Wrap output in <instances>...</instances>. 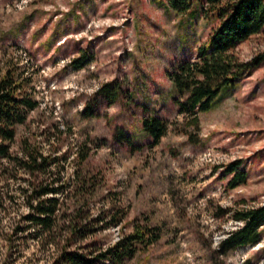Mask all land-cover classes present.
Here are the masks:
<instances>
[{"label":"rangeland","instance_id":"374dc122","mask_svg":"<svg viewBox=\"0 0 264 264\" xmlns=\"http://www.w3.org/2000/svg\"><path fill=\"white\" fill-rule=\"evenodd\" d=\"M217 26L195 7L169 12L164 0H0V71L17 69L39 104L18 127L12 154L24 159L27 147L48 159L46 172L13 163L0 175V264L105 251L135 224L156 228L161 240L125 264H264V227L258 244L220 250L243 226L236 214L264 206V62L222 91L200 131L179 115L167 76L175 62L196 60ZM263 53L264 29L236 50L243 63ZM114 81L123 91L112 105L98 92ZM149 116L168 124L157 146L143 132ZM118 129L136 149L115 139ZM236 161L249 178L230 190L225 170ZM46 187L60 191L39 199ZM47 198L56 213L41 228L31 220Z\"/></svg>","mask_w":264,"mask_h":264},{"label":"trees","instance_id":"16d2710c","mask_svg":"<svg viewBox=\"0 0 264 264\" xmlns=\"http://www.w3.org/2000/svg\"><path fill=\"white\" fill-rule=\"evenodd\" d=\"M164 7L170 12L187 14L192 8L203 17L216 19L218 26L213 29L209 45L199 49L194 61L175 62L167 72L172 82L179 115L184 116L186 126L200 131V116L213 111L214 106L226 88L233 87L237 80L250 76L264 62V53L249 63L240 61L237 48L259 35L264 29V0H164ZM85 58L75 60L72 65L80 69ZM122 84L118 81L104 85L98 92L109 104H116L122 95ZM87 107L83 116L91 119L96 116L93 106ZM39 107L38 102L28 93L25 80L14 67L0 71V175L13 163L30 174L46 172L48 159L42 158L35 150L25 147V158H15L13 145L18 137V127L26 124L30 112ZM143 132L152 139L153 146L159 145L166 135L168 124L158 116L145 117ZM115 139L136 149L135 140L124 130L118 129ZM191 142L195 143L193 136ZM25 146L27 142H24ZM41 159V160H40ZM83 161L88 155L83 156ZM242 161H236L226 167L225 177L230 176L227 187L235 190L246 185L249 175L242 170ZM60 190L52 187L36 191L39 199L57 195ZM81 198L85 197L81 191ZM56 200L47 198L36 207L37 215L31 221L41 228H51L52 216L56 213ZM243 226L222 242L223 254L240 248L256 245L260 242L264 227V206L242 210L235 216ZM31 219V218H30ZM123 215H115L114 224L122 223ZM81 220V219H80ZM80 221L74 226L78 233ZM91 225V224H89ZM87 227V226H84ZM90 227V226H89ZM90 231V230H88ZM161 240V234L149 225L135 224L130 234L124 235L113 247L103 251L99 248H80L65 251L57 264H125L138 253L146 252Z\"/></svg>","mask_w":264,"mask_h":264}]
</instances>
